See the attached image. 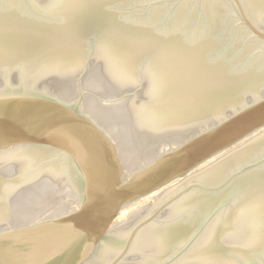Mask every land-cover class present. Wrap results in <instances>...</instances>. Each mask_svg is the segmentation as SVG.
<instances>
[{
  "label": "water",
  "instance_id": "obj_1",
  "mask_svg": "<svg viewBox=\"0 0 264 264\" xmlns=\"http://www.w3.org/2000/svg\"><path fill=\"white\" fill-rule=\"evenodd\" d=\"M19 142L58 147L80 208L0 264H264V0H0Z\"/></svg>",
  "mask_w": 264,
  "mask_h": 264
},
{
  "label": "bare ground",
  "instance_id": "obj_2",
  "mask_svg": "<svg viewBox=\"0 0 264 264\" xmlns=\"http://www.w3.org/2000/svg\"><path fill=\"white\" fill-rule=\"evenodd\" d=\"M20 143V142H19ZM21 147L22 146V149L21 151L24 153V154H27L28 158L25 157L26 155H21L23 156L22 158H12L11 157V153L14 151L15 152V149L18 148L19 146ZM4 146H7L6 148L4 149H1L0 150V160L2 161H9V162H12L13 164H16V162H20V161H23V160H27V159H31L35 162H45L48 161L50 162V158H54L53 162H55L54 164L56 165L54 167V165H51L54 167L55 171L57 170V174L59 175V185L54 188V189H58L56 195H55V199H53L52 201L54 202H58L59 198L62 196V199L60 198V200L63 202V203H60L58 205H56V207L54 208L53 207V210H52V213L50 214L49 211L47 209V207H45V210L40 207L38 209V211H36V209H30V213L29 212H22L21 210H24L23 209V205L21 203L18 202V200L16 199H11L12 196H9L7 197V199L4 201V197L2 198L3 201H1L2 203V210L0 211V213L4 212L5 210H7L6 212H8V209H9V213L11 214V216H13V218L16 220L15 221V224L14 226H20V228H15V229H12V230H9V231H0L1 233H4V234H7V233H13V232H16V231H19V230H22V229H26V228H30V227H34V226H38V225H42V224H46V223H49V222H55L56 220L58 219H61L71 213H73L74 211L78 210L80 208V197H79V193L77 191V189L75 188V186L73 185V183L71 182L70 179H68V176L67 174L65 173L64 171V167H63V163H62V160H61V156H60V152H59V149L58 147L56 146H52V145H47V144H44V145H39V144H34V143H24V144H17V143H13V144H10V145H4ZM18 146V147H17ZM23 148L27 151V153L23 150ZM19 149V148H18ZM17 149V150H18ZM16 150V151H17ZM13 152V153H14ZM54 155V156H53ZM11 157V158H10ZM12 160V161H11ZM37 160H41V161H37ZM40 165H44V164H40ZM10 168L11 166L8 165ZM46 166H48L50 168H53L50 166V164L46 163ZM41 167V166H40ZM12 168V167H11ZM10 169H7V171H12ZM4 169V168H3ZM43 169V168H42ZM48 169H43V172H45L47 174V170ZM16 170H17V166H16ZM15 170V171H16ZM46 170V171H45ZM51 172H52V169H50ZM15 171H12V174L13 173H17L18 172H15ZM54 172V171H53ZM3 174V171L1 172ZM11 172H9L10 174ZM55 173V174H56ZM11 174V175H12ZM45 174V175H46ZM54 174V175H55ZM14 175V174H13ZM12 175V176H13ZM43 175V174H42ZM44 175V176H45ZM57 175V176H58ZM41 176V175H40ZM42 177V176H41ZM0 178L2 179V175H0ZM41 181V180H40ZM1 182V181H0ZM9 182L11 181H6L5 184L1 185L0 186V195L3 194L5 196V194H10V192L14 189H17L18 186H15V185H19L18 183L17 184H14V183H11V184H8ZM37 186V185H36ZM46 187V186H45ZM50 187V186H49ZM48 187V188H49ZM47 189V188H46ZM45 189V190H46ZM73 189V190H72ZM53 190V189H52ZM17 191V190H15ZM23 191V190H22ZM74 191V193H73ZM19 192V191H18ZM25 192V190H24ZM30 192V191H28ZM34 192V191H33ZM46 191H41L39 193H44ZM14 193V192H13ZM17 193V192H16ZM22 193V192H21ZM47 193V192H46ZM45 193V195H46ZM54 193V192H53ZM52 193V194H53ZM18 194V193H17ZM26 194V192H25ZM25 194H23L22 196H24ZM31 194V193H30ZM51 194V196H52ZM76 195V200L77 201H74V195ZM16 194H13V196H15ZM2 196V195H1ZM26 196V195H25ZM20 198V197H19ZM26 200L27 198L29 199V196L28 197H24ZM21 199V198H20ZM1 200V199H0ZM23 201V198L21 199ZM25 202V201H24ZM30 202V201H29ZM33 202V201H32ZM42 202H45V203H49V197L47 196L44 197L43 201ZM47 203V204H48ZM24 204V203H23ZM28 205V204H27ZM26 205V206H27ZM42 205V204H41ZM52 206V205H51ZM1 207V206H0ZM30 208V207H29ZM32 208V207H31ZM1 209V208H0ZM40 210V211H39ZM69 210V214L67 213L66 215V212ZM5 214V213H4ZM50 214V215H49ZM65 215V216H63ZM10 215H8V218H9ZM51 216V217H50ZM1 217V215H0ZM44 217V218H42ZM47 217V218H46ZM51 219H50V218ZM11 218V217H10ZM43 219V220H42ZM49 219V220H48ZM12 220V218H11ZM41 223V224H40ZM11 225V224H10ZM4 227H1L0 230H2ZM0 233V234H1Z\"/></svg>",
  "mask_w": 264,
  "mask_h": 264
},
{
  "label": "rangeland",
  "instance_id": "obj_3",
  "mask_svg": "<svg viewBox=\"0 0 264 264\" xmlns=\"http://www.w3.org/2000/svg\"><path fill=\"white\" fill-rule=\"evenodd\" d=\"M31 143H34V142H31ZM17 144H24V143H17ZM34 144H39V145H44V144H41V143H34ZM19 146V145H18ZM17 146V147H18ZM19 148V149H18ZM15 149V152L11 153V157L12 158H22L24 153L21 151L22 149V146L18 147ZM4 149V148H3ZM18 149V150H17ZM17 150V151H16ZM23 150L27 153V151L23 148ZM26 155L25 157L28 158L27 154H24ZM54 156V155H53ZM10 157V158H11ZM54 158H50V162L46 161V163L50 164L51 165H54V167L56 166L53 162ZM12 161V160H11ZM37 161H41V160H37ZM55 161V160H54ZM46 163L45 162H35L31 159H27V160H23V161H20V162H16V164H13L12 162H9L8 160L5 162V161H2L0 160V175H2V179L0 178V186L5 184L6 181H11L9 182L8 184H11V183H14V184H19V185H15V186H18L17 189H14L10 192V194H5V196L3 194L0 195V211L2 210V202L3 201V197H4V201L7 199V197L9 196H12L11 199H16L18 200L19 203H21L23 205V209L24 210H21L22 212H29L30 213V209H36V211H38L39 207L41 209L43 208L45 210V207H47L49 211V213L51 214L52 213V210H53V207L55 208L57 203L58 205L60 203H63L60 198L62 199V196L59 198L58 202H54L52 201L53 199H55V195L58 191V189H54L56 187V185L58 186L60 183L58 182L60 179L58 178L59 175L56 173L57 170L55 171L54 167L53 168H50L52 169V172L50 169H48L49 167L46 166ZM40 164H44V165H40ZM10 165L11 167V170L12 171H15L16 170V166H17V170L15 172H18V174L16 173H13L12 174V171H7V169H10L8 168ZM41 166V167H40ZM4 168V169H3ZM48 169L47 170V174L45 172H43V169ZM3 171V174L1 173ZM46 171V170H45ZM54 171V172H53ZM9 172H11L9 174ZM56 173V174H55ZM13 176H12V175ZM43 174V175H42ZM46 174V175H45ZM55 174V175H54ZM42 177H41V176ZM45 175V176H44ZM58 175V176H57ZM69 179V177H68ZM41 180V181H40ZM3 183V184H1ZM37 185V186H36ZM46 186V187H45ZM50 186V187H49ZM49 187V188H48ZM2 188V186H1ZM47 188V189H46ZM46 189V190H45ZM53 189V190H52ZM17 190V191H15ZM23 190V191H22ZM26 194H25V192ZM73 190V189H72ZM19 191V192H18ZM30 191V192H28ZM34 191V192H33ZM41 191H46L44 193H39ZM14 192V193H13ZM18 194H17V193ZM22 192V193H21ZM54 192V193H53ZM1 193V192H0ZM31 193V194H30ZM46 193V195H45ZM53 193V194H52ZM74 193V191H73ZM79 193V192H78ZM13 194H16L15 196H13ZM23 194H25L24 196H22ZM52 194V196H51ZM75 194V193H74ZM73 194V195H74ZM29 196V199L27 198V200L24 198V197H28ZM47 196L49 197V203H45V202H42L44 197L47 198ZM23 198V201L20 199ZM10 198V197H9ZM25 201V202H24ZM30 201V202H29ZM33 201V202H32ZM74 201H77L76 200V195H74ZM24 203V204H23ZM28 204V205H27ZM42 204V205H41ZM27 205V206H26ZM52 205V206H51ZM30 207V208H29ZM32 207V208H31ZM7 210H5L3 213L1 212L0 215V229L1 227H4L2 230L0 231H9V230H12V229H15V228H20V226H14L15 224V219L13 218V216H11V214L9 213V209H8V212H6ZM40 211V210H39ZM5 213V214H4ZM67 213L69 214V210L66 212V215ZM49 214V215H50ZM8 215L9 218H8ZM65 216V215H63ZM12 220H11V218ZM51 217V216H50ZM49 217V218H50ZM44 218V217H42ZM47 218V217H46ZM51 219V218H50ZM43 220V219H42ZM49 220V219H48ZM11 224V225H10ZM1 233V232H0Z\"/></svg>",
  "mask_w": 264,
  "mask_h": 264
}]
</instances>
